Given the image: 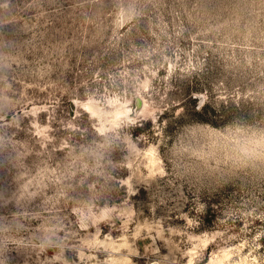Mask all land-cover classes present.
I'll use <instances>...</instances> for the list:
<instances>
[{
  "label": "rangeland",
  "instance_id": "rangeland-1",
  "mask_svg": "<svg viewBox=\"0 0 264 264\" xmlns=\"http://www.w3.org/2000/svg\"><path fill=\"white\" fill-rule=\"evenodd\" d=\"M0 264H264V0H0Z\"/></svg>",
  "mask_w": 264,
  "mask_h": 264
},
{
  "label": "clouds",
  "instance_id": "clouds-1",
  "mask_svg": "<svg viewBox=\"0 0 264 264\" xmlns=\"http://www.w3.org/2000/svg\"><path fill=\"white\" fill-rule=\"evenodd\" d=\"M73 107H75V102H73ZM196 111H197L198 114L201 115L199 107H197V110H196ZM205 122H208V121H205ZM161 162H162V161H161Z\"/></svg>",
  "mask_w": 264,
  "mask_h": 264
},
{
  "label": "water",
  "instance_id": "water-1",
  "mask_svg": "<svg viewBox=\"0 0 264 264\" xmlns=\"http://www.w3.org/2000/svg\"><path fill=\"white\" fill-rule=\"evenodd\" d=\"M137 104H138V106H140V104H141L140 99H137Z\"/></svg>",
  "mask_w": 264,
  "mask_h": 264
}]
</instances>
